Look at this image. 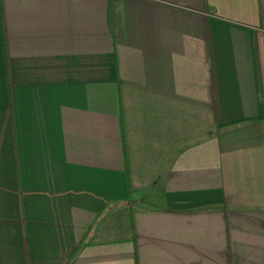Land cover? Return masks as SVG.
<instances>
[{"label":"crops","instance_id":"0c3cea01","mask_svg":"<svg viewBox=\"0 0 264 264\" xmlns=\"http://www.w3.org/2000/svg\"><path fill=\"white\" fill-rule=\"evenodd\" d=\"M133 243L264 264V0H0V264Z\"/></svg>","mask_w":264,"mask_h":264},{"label":"trees","instance_id":"16d2710c","mask_svg":"<svg viewBox=\"0 0 264 264\" xmlns=\"http://www.w3.org/2000/svg\"><path fill=\"white\" fill-rule=\"evenodd\" d=\"M120 111V110H119ZM121 114H119V123H120V131H121V137H122V123H121ZM125 170V168H124ZM126 187H127V195L130 196V193H131V189L130 187L126 184ZM129 225H130V228H131V231H132V227H133V221H132V214H131V211L129 210ZM133 249H134V243H133ZM134 264H136V258H135V249H134Z\"/></svg>","mask_w":264,"mask_h":264}]
</instances>
